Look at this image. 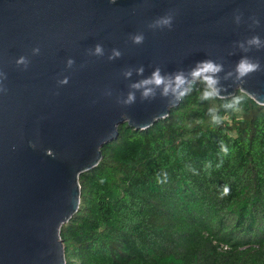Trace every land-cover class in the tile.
<instances>
[{"label":"water","instance_id":"1","mask_svg":"<svg viewBox=\"0 0 264 264\" xmlns=\"http://www.w3.org/2000/svg\"><path fill=\"white\" fill-rule=\"evenodd\" d=\"M166 14L170 29L148 27ZM252 36L264 44V0H0V264L66 263L60 227L78 209L79 175L119 125L147 128L180 102L130 87L155 67L187 73L212 59L224 67L221 97L239 89L264 105V46ZM244 56L261 70L224 79Z\"/></svg>","mask_w":264,"mask_h":264},{"label":"trees","instance_id":"2","mask_svg":"<svg viewBox=\"0 0 264 264\" xmlns=\"http://www.w3.org/2000/svg\"><path fill=\"white\" fill-rule=\"evenodd\" d=\"M203 87L147 128L119 125L79 175L65 264H264V105L239 89L202 101Z\"/></svg>","mask_w":264,"mask_h":264},{"label":"clouds","instance_id":"3","mask_svg":"<svg viewBox=\"0 0 264 264\" xmlns=\"http://www.w3.org/2000/svg\"><path fill=\"white\" fill-rule=\"evenodd\" d=\"M110 2H114V0H110ZM172 15L166 14L153 22H151L148 27L149 28H171L172 27ZM237 22H239V17L237 16ZM258 23V21H254ZM133 43L141 44L144 41L143 33L136 34L132 37ZM247 43L249 45L255 46L257 49L264 46L259 36H252ZM243 48V45H240ZM34 52H38L39 49H34ZM96 54H102L101 45H96L94 49ZM244 51H248L247 48H244ZM121 53L117 50H113V57L120 56ZM17 64L24 65L27 67L28 61L25 57H20L17 61ZM68 66L70 67L73 64V61L69 59L67 61ZM261 70L260 61L249 58L248 56L242 57L234 66V69L227 72L224 76V79L232 78L235 81H239L241 84L244 82V77L248 76L253 72H257ZM138 74H142L144 69L143 67H139L136 69ZM224 71V67L222 63H218L213 61L212 59H205L202 61H198L194 67H192L187 73L183 69H179L174 73H161V69L159 66L155 67L149 77H146L138 82H135L130 85L131 88L137 89L141 91V99L147 100L155 98L157 95L156 90L159 89V95L161 97H171L172 100H179L183 96L187 95L191 90V85L195 82H200L204 85L201 90L199 99L202 101L211 100L217 97H221V91L223 86L220 83L219 73ZM3 73H0V76H3ZM124 75L130 76L131 70H127L124 72ZM62 84L67 83V78L65 77L60 81ZM0 91H6L2 86H0ZM135 94L133 92H129L127 98L123 101L125 105H131L135 103ZM242 102V98L239 96L233 97L232 101L226 103L224 107L226 109H230L235 111ZM212 115L213 123H220L221 117L215 114V109L209 110ZM221 150L227 154L228 149L221 142ZM225 193H227L228 189L225 188Z\"/></svg>","mask_w":264,"mask_h":264}]
</instances>
